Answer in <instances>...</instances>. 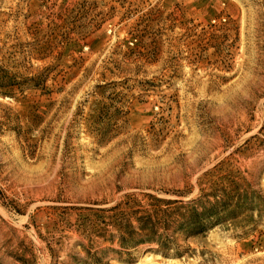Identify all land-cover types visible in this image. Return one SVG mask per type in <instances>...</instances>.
I'll list each match as a JSON object with an SVG mask.
<instances>
[{
	"label": "rangeland",
	"instance_id": "rangeland-1",
	"mask_svg": "<svg viewBox=\"0 0 264 264\" xmlns=\"http://www.w3.org/2000/svg\"><path fill=\"white\" fill-rule=\"evenodd\" d=\"M0 264H264V0H0Z\"/></svg>",
	"mask_w": 264,
	"mask_h": 264
},
{
	"label": "trees",
	"instance_id": "trees-1",
	"mask_svg": "<svg viewBox=\"0 0 264 264\" xmlns=\"http://www.w3.org/2000/svg\"><path fill=\"white\" fill-rule=\"evenodd\" d=\"M198 216H199V215H198ZM200 216H201V217H197V218H199V219H196V220L194 221V223H197V224H198V227H197V228H204L205 223H204L203 218H202V217H204V213H203V214H200ZM204 218H206V217H204ZM200 230L202 231V230H204V229H200ZM201 231H199V232H201Z\"/></svg>",
	"mask_w": 264,
	"mask_h": 264
}]
</instances>
